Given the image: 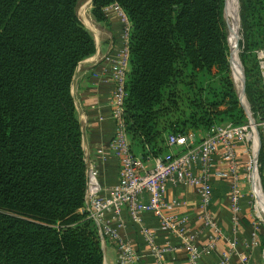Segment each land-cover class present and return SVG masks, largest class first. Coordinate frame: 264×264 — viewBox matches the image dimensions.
Returning <instances> with one entry per match:
<instances>
[{"label":"trees","instance_id":"trees-1","mask_svg":"<svg viewBox=\"0 0 264 264\" xmlns=\"http://www.w3.org/2000/svg\"><path fill=\"white\" fill-rule=\"evenodd\" d=\"M79 1L0 0V264H103L98 227L84 210L86 165L70 97L77 65L95 50ZM224 2L91 1L95 22L112 5L129 22L122 119L133 158L165 156L168 136L247 123L230 75ZM238 4L243 92L259 122L264 0ZM258 156L264 193V140ZM258 239L261 251L262 232Z\"/></svg>","mask_w":264,"mask_h":264},{"label":"built area","instance_id":"built-area-1","mask_svg":"<svg viewBox=\"0 0 264 264\" xmlns=\"http://www.w3.org/2000/svg\"><path fill=\"white\" fill-rule=\"evenodd\" d=\"M110 7L119 16L122 26L121 47L114 55L106 58L111 64L110 78L114 85L110 104V119L114 122L110 152L119 164L118 183L101 195L102 189L96 181L95 172L89 170L86 174L84 209L88 218L98 227L100 242L105 237L117 242V264H135L137 255L132 245L119 235L112 223L105 221L107 216L111 222L119 220L122 211H125L129 220L139 226V232L154 264H165L164 257L178 251H184L187 264H203L202 258L213 253L222 241L226 242L227 247L220 253L219 264H231L233 258H237L239 264H250L251 253L260 247L258 235L263 220L258 213L264 217L256 197L258 191L264 198L258 156L264 140V120L256 122L246 106L244 113L247 123L244 125H218L203 136L193 133L175 138L168 136L166 146L174 150L172 155L146 161L133 158L122 119L126 76L129 72L130 26L117 6ZM255 54L264 91V48L256 50ZM238 95L241 96L240 93ZM241 146L244 148V157H247L243 174L240 172L241 163L237 152V148ZM218 180L225 182L227 188L230 219L228 236L210 212L212 184ZM243 185L248 188V193L244 192ZM168 187L194 190L199 199L194 218L200 226L197 232H189L192 220L188 215L179 214L178 210L185 207L184 202L178 199L165 200ZM247 195L251 198L256 219L253 218L250 223L249 240L246 243L248 252L239 254L238 234L242 225L243 201ZM143 214H150L158 221L160 230L175 243L167 240L159 244L154 232L143 225ZM201 234L206 237V241L200 244L198 239ZM260 258L264 262V248L261 249Z\"/></svg>","mask_w":264,"mask_h":264},{"label":"crops","instance_id":"crops-1","mask_svg":"<svg viewBox=\"0 0 264 264\" xmlns=\"http://www.w3.org/2000/svg\"><path fill=\"white\" fill-rule=\"evenodd\" d=\"M106 21L97 23L93 19L92 23H87L84 28L93 37L95 43L94 53L87 59L81 61L72 76L70 86V97L73 99L75 115L80 125L81 146L83 150V160L86 165V174L89 170L95 172L96 181H98L101 190V195L118 183L119 164L110 152V143L114 132V122L110 119V104L111 94L113 90V82L110 78L111 64L106 61V58L114 55L116 50L121 47L122 26L119 16L115 10L110 7L105 10ZM198 135V134H197ZM203 136V135H199ZM244 148H237L240 166L243 165ZM174 150L167 149L166 155H172ZM164 157V156H163ZM264 178V168L262 172ZM247 188L246 185H243ZM248 193V188H247ZM223 193V194H222ZM221 194V200L213 202L210 206V212L218 225L227 234L230 229L229 210L227 201V188L223 181H214L212 184V196ZM181 200L185 207L180 208L179 214L188 215L192 220L189 226V232H197L200 228L199 222L194 220L197 214V206L199 199L194 190L188 188L173 189L168 187L165 200ZM146 202V196L144 198ZM251 199L245 197L243 201L242 217L247 226L244 228L242 222L240 232L238 234V249L237 252L246 253V243L249 240L250 223L253 220L248 215V208ZM143 225L154 232L156 241L159 244L165 241H171L163 231L160 230L158 221H155L150 214L142 215ZM106 222L112 223L118 231L119 235L129 242L134 252L137 255L135 264H154L149 256V250L143 242L139 232V226L132 223L126 212L122 211L119 220L111 222L110 217L105 218ZM261 231V229H260ZM259 231V233H260ZM204 235L199 236V243H204L206 240ZM175 243V241H171ZM101 243L103 253V264H117V242L105 237ZM227 247L225 241L220 242L218 248L210 255L202 258L203 264H219L220 253ZM259 249V248H258ZM255 250L251 253L250 264H264L260 258V252ZM165 264H187L186 254L184 251H178L176 254L164 257ZM231 264H239L237 258L231 259Z\"/></svg>","mask_w":264,"mask_h":264},{"label":"bare ground","instance_id":"bare-ground-1","mask_svg":"<svg viewBox=\"0 0 264 264\" xmlns=\"http://www.w3.org/2000/svg\"><path fill=\"white\" fill-rule=\"evenodd\" d=\"M224 14L228 19V46L230 50V66L234 81L237 83V89L240 92L242 84V74L240 62L237 54L238 40H239V22L237 13V0H225ZM244 97L242 96V101ZM256 197L258 198V205L264 213V198L256 191Z\"/></svg>","mask_w":264,"mask_h":264},{"label":"rangeland","instance_id":"rangeland-1","mask_svg":"<svg viewBox=\"0 0 264 264\" xmlns=\"http://www.w3.org/2000/svg\"><path fill=\"white\" fill-rule=\"evenodd\" d=\"M90 4H91V2H90V0H80L79 1V4H78V7H77V10H76V14H77V17H79V19H80V21H81V23H82V25L83 26H86L87 25V23L89 24V23H92V17L90 16V13H89V11H90ZM238 6H239V4H238ZM225 7V6H224ZM223 13H224V8H223ZM224 21H225V25H226V34H227V39H228V31H227V29H228V19L225 17V14H224ZM228 41V40H227ZM241 42H242V35H241V33H240V23H239V40H238V50H237V54H238V58H239V62H240V66L242 67V65H241V61H240V53H241V51H242V48H241ZM228 50H229V46H228ZM228 54H229V64H230V56H231V54H230V50L228 51ZM230 75H231V79H232V83H233V87H234V90H235V92H236V95H238V93H239V91H238V89H237V83H235L236 81H234V76L232 75V71H231V68H230ZM244 95V94H243ZM242 98V97H241ZM238 99H239V104H240V106H241V108H242V110L244 111V112H246V106L248 107V103H247V99H246V96L244 95V102L243 101H241L240 100V98H239V95H238ZM245 114V113H244ZM246 116V115H245ZM246 119H247V116H246ZM221 125H224V126H231L230 124H228V123H223V124H221ZM217 126V125H216ZM215 128V127H214ZM213 129V128H212ZM211 129V130H212ZM196 134H198V135H204L203 133H200V132H197ZM246 161H247V157H244V160L242 161V163H243V165L240 167V172H241V174H243L244 173V167H245V164H246ZM247 188H244V192L245 193H247ZM263 191V190H262ZM263 196H264V194H263ZM247 198H249V196L247 195ZM251 198H249V200H250ZM258 207H259V205H258ZM261 209V208H260ZM262 210V209H261ZM263 212V211H262ZM257 214V213H256ZM259 215V218H261L262 220H263V222H261L260 223V227H261V231L260 232H262L263 234H264V217H263V214H261L260 212L258 213ZM248 215H249V217L250 218H254V219H256L255 217V215H254V210H253V205H252V202L251 203H249V208H248Z\"/></svg>","mask_w":264,"mask_h":264},{"label":"water","instance_id":"water-1","mask_svg":"<svg viewBox=\"0 0 264 264\" xmlns=\"http://www.w3.org/2000/svg\"><path fill=\"white\" fill-rule=\"evenodd\" d=\"M92 0H90V2H91ZM224 5H225V2H224ZM237 13H238V0H237ZM238 22H239V13H238ZM228 40V39H227ZM230 65V64H229ZM241 67V66H240ZM230 68H231V66H230ZM241 74H242V84H241V90H240V100L242 99L241 97L243 96L244 97V92H243V86H244V74H243V69H242V67H241ZM242 101V100H241Z\"/></svg>","mask_w":264,"mask_h":264}]
</instances>
